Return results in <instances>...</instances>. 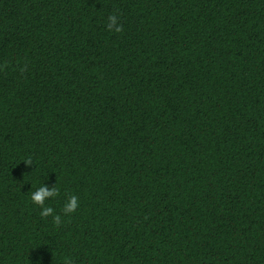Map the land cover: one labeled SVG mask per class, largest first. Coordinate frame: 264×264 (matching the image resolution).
I'll return each mask as SVG.
<instances>
[{"label": "trees", "instance_id": "trees-1", "mask_svg": "<svg viewBox=\"0 0 264 264\" xmlns=\"http://www.w3.org/2000/svg\"><path fill=\"white\" fill-rule=\"evenodd\" d=\"M0 65V264H264V0H0Z\"/></svg>", "mask_w": 264, "mask_h": 264}, {"label": "clouds", "instance_id": "clouds-1", "mask_svg": "<svg viewBox=\"0 0 264 264\" xmlns=\"http://www.w3.org/2000/svg\"><path fill=\"white\" fill-rule=\"evenodd\" d=\"M107 30L109 32L120 33L123 31V25L119 22V16L116 13L109 15L107 18ZM5 68L4 65H0V71H3ZM27 165H32L33 161L26 159L24 161ZM59 195L58 187L52 186L49 187L46 183L42 186L36 188L35 191L30 192L31 202L40 208V216L42 218L52 217L53 223L59 227L62 223V216L56 213V210L52 206H46V201L51 198H55ZM80 205L79 197L77 195H71L67 198L65 204L63 205V214L65 216L75 213ZM66 264H70V261H67Z\"/></svg>", "mask_w": 264, "mask_h": 264}]
</instances>
